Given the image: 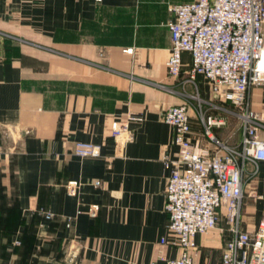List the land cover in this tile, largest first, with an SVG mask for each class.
I'll return each instance as SVG.
<instances>
[{
  "label": "crops",
  "instance_id": "obj_1",
  "mask_svg": "<svg viewBox=\"0 0 264 264\" xmlns=\"http://www.w3.org/2000/svg\"><path fill=\"white\" fill-rule=\"evenodd\" d=\"M188 1L0 0V264H147L177 255L162 162L177 146L161 111L194 93L218 101L202 74L188 79L189 51L178 75L166 69L167 5ZM249 103L264 108V84L250 88ZM188 112L190 136L202 139L193 103ZM125 121L134 137L116 156L111 131ZM215 133L229 142L222 128ZM258 133L264 138V126ZM75 140L98 143L100 155L75 154ZM262 214L264 161L243 184L242 228L253 230ZM225 226L221 217L195 235L196 264H220Z\"/></svg>",
  "mask_w": 264,
  "mask_h": 264
},
{
  "label": "built area",
  "instance_id": "obj_2",
  "mask_svg": "<svg viewBox=\"0 0 264 264\" xmlns=\"http://www.w3.org/2000/svg\"><path fill=\"white\" fill-rule=\"evenodd\" d=\"M167 8L172 13L167 22L168 74L181 72L182 51H189L188 79L202 74L216 100L235 106L241 134L236 144L219 137L215 129L228 123V114L213 110L220 105L198 94L202 139L190 136L188 100L161 111V118L174 128L177 146V155L166 153L162 162L169 168L164 188L167 228L176 236L178 253L147 264H196L195 235L217 226L221 217L227 236L220 264H264V214L253 230L241 226L243 184L257 174L259 162L264 161V138L258 133L264 126V108L254 110L249 103L250 88L264 84V0H191L168 3ZM140 119L138 114L128 116V120ZM111 135L114 155L123 156L134 130L127 121L114 122ZM72 149L79 156L100 155V145L91 141L75 140ZM247 164L252 165L249 171ZM250 194L256 195L255 190ZM37 212L44 219L53 216L44 208Z\"/></svg>",
  "mask_w": 264,
  "mask_h": 264
},
{
  "label": "rangeland",
  "instance_id": "obj_3",
  "mask_svg": "<svg viewBox=\"0 0 264 264\" xmlns=\"http://www.w3.org/2000/svg\"><path fill=\"white\" fill-rule=\"evenodd\" d=\"M194 96L191 97L190 100H188L190 103H193V105L195 106L197 113H198V99L195 97L197 94L194 93ZM220 105V108L218 109H213L215 111H220L219 109L225 111L228 114V123L222 128L224 131V135H228V140L231 143H235V126L238 122V118L235 114V106L228 103V102H223V101H215Z\"/></svg>",
  "mask_w": 264,
  "mask_h": 264
}]
</instances>
